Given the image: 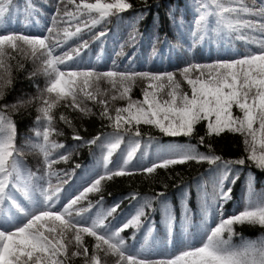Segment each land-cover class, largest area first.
Returning a JSON list of instances; mask_svg holds the SVG:
<instances>
[{"label":"snow or ice","instance_id":"snow-or-ice-1","mask_svg":"<svg viewBox=\"0 0 264 264\" xmlns=\"http://www.w3.org/2000/svg\"><path fill=\"white\" fill-rule=\"evenodd\" d=\"M51 7L48 15L36 0H0V264H108V257L112 264H264V183L257 189L254 171L264 173V0H190V19L170 7L178 35L173 42L165 33L169 54L204 47L232 53L187 60L172 71L135 66L149 0H52ZM42 18L39 34L13 27L21 20L40 26ZM109 25L124 29L110 55ZM151 40L156 56L158 28ZM120 57L128 64L121 66ZM20 73L34 92L8 100ZM137 86L140 97L132 95ZM33 112L30 135L21 134L15 118ZM92 117L100 130L85 137L76 121ZM65 128L71 144L58 139L69 134ZM222 133L238 136V156L215 152ZM82 148L96 167L73 187L69 181L82 166H54ZM188 162L208 167L191 182L169 174L171 185L159 180L160 190L151 194L133 189L124 197L132 211L113 223L122 201L105 206L106 182L139 174L152 185L158 169L167 173ZM242 175L237 202L234 186ZM157 216L166 243L180 245L178 254L153 251ZM245 228H259L260 235L249 238ZM126 229L130 238L121 234Z\"/></svg>","mask_w":264,"mask_h":264},{"label":"trees","instance_id":"trees-1","mask_svg":"<svg viewBox=\"0 0 264 264\" xmlns=\"http://www.w3.org/2000/svg\"><path fill=\"white\" fill-rule=\"evenodd\" d=\"M36 2L39 4V6L43 9V11L50 15L54 12V9L51 7L52 0H49L48 5H44L42 0H36ZM134 4H139V0H133ZM190 3V0H160V7L157 8L155 5V0H149V4L152 5L150 11L148 14L139 22V30L141 33H143V37L139 39L138 46L135 48V56L134 60L136 61L135 66L138 69H153V70H168L172 71L178 66H183V63L187 60L195 59L198 62L205 63L210 62L212 60V57L206 58L203 53L200 52L199 49H193L194 51L189 53L186 52H180L177 54L176 52H172L169 54L167 47L164 43L165 40V33H167V38L173 42L177 39V29L174 25L170 24L167 12L170 7H175L177 9V15L179 16L181 13H184L187 19H190L191 17V11L188 9V4ZM158 13V16L156 15ZM47 22L46 19H41V25L37 26L35 23L33 28H30L26 26V24L23 23L21 20L20 22H14L13 27L16 29L25 31V32H31L39 34L41 31H43V25ZM109 27L112 29L108 35L107 39V53L110 55L112 53V49L115 45V42L119 40L124 35V29L116 28L112 25H109ZM158 28L159 30V40L156 42L155 47L158 50V55L153 56L151 54V47H152V40L151 36L153 32ZM242 50V49H241ZM125 51L129 54L132 53L133 49L126 48ZM216 52H214V55ZM232 55L231 52H228L226 55V58H229ZM195 57V58H193ZM224 58V57H222ZM105 62L111 63L110 60L107 59V56L105 58ZM121 66H124L128 64V60L126 57H120L117 61ZM26 67H30L29 65H26ZM103 86V85H102ZM32 93L34 92V88L32 86V83L29 79L26 78L24 73H20V78L15 82L14 90L11 92V94L7 97L8 100H12L14 97H16L20 93ZM133 96L140 97V89L139 86L134 88L132 92ZM35 113L33 112L32 115H24L23 117H16L18 123V129L21 134H29L28 133V127L32 124L34 119ZM77 124H83V128H81V134L85 137H90L91 135H94L97 130L99 129L100 121L92 117L90 119H84L83 121H76ZM146 127V126H142ZM86 129V130H85ZM66 132L69 134L66 137H59L58 139L60 141H64L66 144L73 143L70 135V130L66 129ZM198 134H203V128L202 126H197ZM154 134L159 135L154 131ZM162 142H185L187 140L186 137H166L161 136L160 137ZM192 143H196V140L193 139ZM123 147V145H122ZM201 151H205L203 146H199ZM213 147L217 154H220L224 156L225 158L230 157H236L240 154L241 151V145L238 136L227 133H222L220 137H216L213 141ZM152 152H155V148H153ZM118 153L114 154L113 159L117 160ZM151 158V157H150ZM29 166H32L35 164V156L30 154L27 158ZM79 163L82 167L77 168L75 175L72 180L69 181V184L73 185V187L79 185L81 183V178L84 177L86 174L89 173L90 169H94L96 167V161L93 159L92 156L89 155V151L87 148H82L79 150V155H73L72 159L68 162L60 161L58 162L54 167L60 168V169H67L74 167V163ZM143 161H138L136 158H134L133 163H141ZM208 165L206 163L204 164H196L195 162H188L185 165H173L170 166V169L166 173L163 169H158V173L160 174L158 177V182L152 185H149V182L147 180H142L141 176L137 174L134 177H118L115 179V181H108L105 183V191H104V197H105V206L107 207L109 204H111L114 201H122L120 209H117L116 220L113 221V223L118 224L120 220L123 219L124 216H126L130 211H132V207L130 202L127 199H124L125 196L129 192H131L133 189L138 190L141 194L148 193L151 194L150 189L160 190L161 184L159 183V180H165L170 185L173 181L167 180V176L170 174L171 176H175L177 172L180 173V175L183 177L184 181L191 182L195 180L200 173H203L206 171ZM256 172V178L257 183L256 187L259 189L262 186V183H264V173H260L258 170H254ZM243 175L241 176V179L237 181V184L234 186V191L236 193L237 202H239L240 198V192L242 190L243 186ZM65 188H68V185L64 186ZM69 191H72L71 188H69ZM175 192L176 190L174 188H169L170 198L175 200ZM111 193V195H109ZM90 198L95 199V194H88ZM226 207H229L226 205ZM123 210V211H121ZM229 211H231V207H229ZM112 219L111 217L109 218ZM157 229L158 231L155 233L156 235V241L153 244V251L158 245L159 239L164 236L163 233V226L159 223V216H157ZM243 234L249 238L255 239L257 236L260 235V229L259 228H245L242 230ZM122 235H126L130 238L131 230H127L121 233ZM86 239H91L87 238ZM129 244L133 243L130 239L128 240ZM179 244L173 243V247L175 249H178ZM140 247L139 243H136V248L138 249ZM108 264H112V257H108Z\"/></svg>","mask_w":264,"mask_h":264},{"label":"rangeland","instance_id":"rangeland-1","mask_svg":"<svg viewBox=\"0 0 264 264\" xmlns=\"http://www.w3.org/2000/svg\"><path fill=\"white\" fill-rule=\"evenodd\" d=\"M32 25L33 24H29V27L32 28L33 27ZM199 50H200L201 53H203L205 55L206 58L212 57V60L213 59H217V58H222V57L226 58V55L229 52V51H226V50L217 51L216 49H212L211 51H209V49L207 47H204V48L199 49ZM193 51L194 50H191V51H188V52L191 53ZM214 52H216L215 55H214ZM92 58H93V60L95 59L94 55H93ZM193 58H195V57H193ZM195 60H196V58H195ZM234 111H235V109H234ZM240 195H241V192H240ZM127 230H131V229H126L125 231H127ZM179 250H180V245L178 246V249H175L173 247V243L172 244L166 243L165 237L162 236L159 239L158 245L155 248L154 252L156 254H158V255H175V254H178Z\"/></svg>","mask_w":264,"mask_h":264}]
</instances>
